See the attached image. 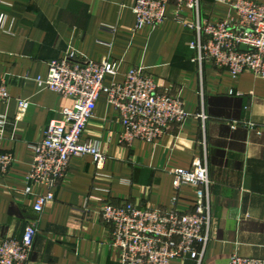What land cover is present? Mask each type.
I'll use <instances>...</instances> for the list:
<instances>
[{
    "label": "crops",
    "instance_id": "1",
    "mask_svg": "<svg viewBox=\"0 0 264 264\" xmlns=\"http://www.w3.org/2000/svg\"><path fill=\"white\" fill-rule=\"evenodd\" d=\"M133 5L134 0H15L2 8L10 31L0 30V77L9 92L0 103L6 118L0 152L10 153L13 164L6 173L0 171V242L21 238L25 225L34 222V261L120 264L99 213L102 202L168 209L175 198L179 210L189 209L195 190L174 188L171 169L189 168L205 156L213 221L202 264H227L234 253L264 259V78L244 71L233 80L207 64L201 102L190 30L171 17L169 7L163 24L134 31ZM201 10L212 20L234 14L216 0H201ZM70 52L80 60L117 63V75L107 76L106 84L121 82L131 68L142 69L161 91L179 96L189 115L154 142H127L116 111L101 94L83 141L97 144L105 154L102 167L97 169L89 156L72 157L53 190L54 199L37 213L33 206L46 189L36 185L25 192L31 145L61 119V109L70 101L40 88L36 78L46 76L50 60ZM19 100L28 101L22 112ZM201 110L204 121L196 116Z\"/></svg>",
    "mask_w": 264,
    "mask_h": 264
},
{
    "label": "built area",
    "instance_id": "2",
    "mask_svg": "<svg viewBox=\"0 0 264 264\" xmlns=\"http://www.w3.org/2000/svg\"><path fill=\"white\" fill-rule=\"evenodd\" d=\"M15 0H0V30L10 31L8 14L2 8L13 6ZM229 5L233 15L219 19L203 17L201 0H134L133 30L156 27L171 17L192 33L188 46L191 61L196 65L200 82L199 95L203 102V70L207 64L226 71L236 80L244 71L264 78V3L253 0H216ZM104 27L111 28L104 25ZM245 46V49H242ZM45 77H37L42 89H49L70 101L61 109V119L50 123L43 137L31 145L32 163L27 173L31 186L46 190L37 196L33 206L40 213L54 199V188L66 175L70 159L89 156L100 169L105 154L98 145L83 141V134L93 117L97 100L104 94L116 111L123 127L121 138L154 142L172 124L188 117L179 96L161 91L156 80L140 68H131L121 82L105 83L107 76L118 72L117 63L109 60L94 62L77 59L74 52L48 62ZM233 91L230 90V93ZM9 92L0 77V103L7 101ZM28 107L27 100L18 101L19 112ZM196 116L204 121L203 110ZM6 118L0 114V128ZM13 164L10 153L0 152V171L6 173ZM174 188L189 185L195 190V202L186 210L171 207H140L131 202L113 204L103 201L99 213L109 227L110 245L119 252L120 264H172L173 261L202 264L211 238L212 180L205 156L195 158L191 167L171 169ZM37 228L34 222L25 225L21 238L5 237L0 242V264H50L34 261L31 251ZM227 264H264V259L236 253Z\"/></svg>",
    "mask_w": 264,
    "mask_h": 264
},
{
    "label": "water",
    "instance_id": "3",
    "mask_svg": "<svg viewBox=\"0 0 264 264\" xmlns=\"http://www.w3.org/2000/svg\"><path fill=\"white\" fill-rule=\"evenodd\" d=\"M246 47L245 46H242V49H245Z\"/></svg>",
    "mask_w": 264,
    "mask_h": 264
}]
</instances>
